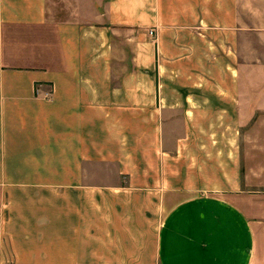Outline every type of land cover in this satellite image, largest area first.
<instances>
[{
	"label": "crops",
	"instance_id": "obj_1",
	"mask_svg": "<svg viewBox=\"0 0 264 264\" xmlns=\"http://www.w3.org/2000/svg\"><path fill=\"white\" fill-rule=\"evenodd\" d=\"M249 71L264 0H0V264H264Z\"/></svg>",
	"mask_w": 264,
	"mask_h": 264
},
{
	"label": "rangeland",
	"instance_id": "obj_2",
	"mask_svg": "<svg viewBox=\"0 0 264 264\" xmlns=\"http://www.w3.org/2000/svg\"><path fill=\"white\" fill-rule=\"evenodd\" d=\"M248 84L259 87L264 85V72H248ZM253 75V76H251ZM251 98V97H250ZM264 101V97L262 99ZM249 119L245 124L229 126V132H238L241 155V177L243 183H248L254 190L259 187L264 192V109L249 110ZM226 132V128L217 124V133Z\"/></svg>",
	"mask_w": 264,
	"mask_h": 264
},
{
	"label": "built area",
	"instance_id": "obj_3",
	"mask_svg": "<svg viewBox=\"0 0 264 264\" xmlns=\"http://www.w3.org/2000/svg\"><path fill=\"white\" fill-rule=\"evenodd\" d=\"M148 34H149V36L154 37L155 32H154L153 29H150V30L148 31Z\"/></svg>",
	"mask_w": 264,
	"mask_h": 264
}]
</instances>
